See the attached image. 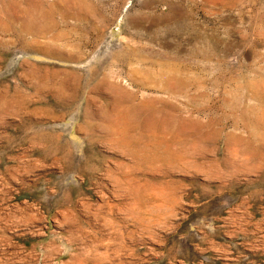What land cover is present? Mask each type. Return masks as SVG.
Instances as JSON below:
<instances>
[{"label":"rangeland","instance_id":"1","mask_svg":"<svg viewBox=\"0 0 264 264\" xmlns=\"http://www.w3.org/2000/svg\"><path fill=\"white\" fill-rule=\"evenodd\" d=\"M0 264H264V0H0Z\"/></svg>","mask_w":264,"mask_h":264},{"label":"bare ground","instance_id":"2","mask_svg":"<svg viewBox=\"0 0 264 264\" xmlns=\"http://www.w3.org/2000/svg\"><path fill=\"white\" fill-rule=\"evenodd\" d=\"M152 67V66H151ZM168 67V66H167ZM169 68V67H168ZM152 69V68H151ZM147 74V73H146ZM151 74V73H150ZM181 75V74H180ZM151 76V75H150ZM160 77V76H159ZM162 77V76H161ZM172 77V76H171ZM158 78V77H157ZM185 79V78H184ZM158 80V79H157ZM160 80H158V82H159ZM162 82V81H161ZM169 83V82H168ZM164 85V84H163ZM176 85V84H175ZM165 86V85H164ZM172 86V85H171ZM170 87V86H169ZM173 87V86H172ZM175 88V87H174ZM175 89H177V88H175ZM184 89V88H183ZM132 96V95H131ZM133 99V98H132ZM123 104H124V102H123ZM126 105V104H125ZM127 106V105H126ZM125 107V106H124ZM141 108V107H140ZM121 111V110H120ZM123 112H125V111H123ZM130 112V111H129ZM126 113H127V111H126ZM118 114V113H117ZM128 114V113H127ZM132 114V113H131ZM130 117H131V115L130 114H128ZM127 115V116H128ZM120 117V116H119ZM148 120V119H147ZM144 122V121H143ZM148 122H150V121H148ZM119 123V122H118ZM127 123V122H126ZM135 123V122H134ZM151 123V122H150ZM138 124V123H137ZM155 124V123H154ZM136 125V124H135ZM155 126V125H154ZM157 126V125H156ZM135 127V126H134ZM139 127V126H138ZM145 127V126H144ZM125 131V130H124ZM156 131V130H155ZM144 132V131H143ZM144 134V133H143ZM126 136V135H125ZM140 139V138H139ZM148 145V144H147ZM133 148V147H132ZM139 153V152H138ZM157 154V153H156ZM160 155V154H159Z\"/></svg>","mask_w":264,"mask_h":264}]
</instances>
